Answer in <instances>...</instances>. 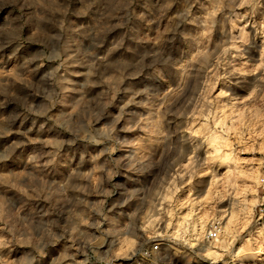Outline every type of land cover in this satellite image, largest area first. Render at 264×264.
<instances>
[{
	"label": "clouds",
	"instance_id": "9594fccd",
	"mask_svg": "<svg viewBox=\"0 0 264 264\" xmlns=\"http://www.w3.org/2000/svg\"><path fill=\"white\" fill-rule=\"evenodd\" d=\"M0 264H264V0H0Z\"/></svg>",
	"mask_w": 264,
	"mask_h": 264
},
{
	"label": "rangeland",
	"instance_id": "374dc122",
	"mask_svg": "<svg viewBox=\"0 0 264 264\" xmlns=\"http://www.w3.org/2000/svg\"><path fill=\"white\" fill-rule=\"evenodd\" d=\"M246 156L250 155L249 153H245ZM258 155V154H257Z\"/></svg>",
	"mask_w": 264,
	"mask_h": 264
}]
</instances>
